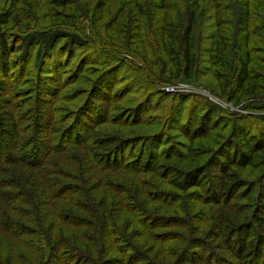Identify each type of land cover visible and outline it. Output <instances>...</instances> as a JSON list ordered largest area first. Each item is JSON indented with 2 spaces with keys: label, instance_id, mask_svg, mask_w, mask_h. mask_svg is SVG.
<instances>
[{
  "label": "trees",
  "instance_id": "obj_1",
  "mask_svg": "<svg viewBox=\"0 0 264 264\" xmlns=\"http://www.w3.org/2000/svg\"><path fill=\"white\" fill-rule=\"evenodd\" d=\"M194 80L261 108L264 0H0V264H264V126L158 90Z\"/></svg>",
  "mask_w": 264,
  "mask_h": 264
},
{
  "label": "rangeland",
  "instance_id": "obj_2",
  "mask_svg": "<svg viewBox=\"0 0 264 264\" xmlns=\"http://www.w3.org/2000/svg\"><path fill=\"white\" fill-rule=\"evenodd\" d=\"M118 7L120 6L119 4L117 5ZM117 9V8H115ZM203 36L199 37L200 40V44L197 45V56L199 58V60L201 61V66H200V70H201V74L198 75L200 82H204L205 84H210V79L211 76L208 74L207 69L209 68L208 65V55H209V47H210V34L208 31H202ZM260 50L261 48L258 47ZM105 52V50H101V52L99 53V55L101 57L104 58L105 55H103V53ZM126 54V53H124ZM122 55V54H121ZM122 57V56H121ZM35 56L32 58L31 62H30V66H32L33 64V60H34ZM66 58V57H65ZM101 61L104 62V59H101ZM93 66H97L98 65H93ZM89 67V66H88ZM35 76V75H34ZM49 76V75H48ZM68 77V75H65V78ZM132 78H135V76L133 75V71L130 67L126 68V72L124 73H119L117 75H113L111 76L105 86H104V91L100 92L98 94V97L100 98V101H97L98 105H104V103H110L111 104H115L116 100H115V93H123L126 94V98H137V107L139 102L146 98L148 94H150L149 92H151V90L148 92V90H146L145 85L142 83V81H139V84L136 85L135 89H133V91L131 93H127L129 90V87H131V80ZM73 79H71L70 77L67 78L66 83H70L72 82ZM203 85V84H202ZM200 83H198L196 80L194 81H190V82H182V83H177L175 85L169 86V87H159V92L164 93V94H181L184 95L186 98H193V97H202L205 98L209 101L214 102L215 104H218L220 106H223L225 108H230L232 111H234V113L238 116V118L242 119L247 127L249 132H251L252 134H258L259 131H261L262 129L259 130V126H264V120L261 119L260 117L264 116V102L259 103V106H261V108H256L253 107V110H242L241 108H231V105L223 103L222 101H220L217 97H215L209 90H207L206 88L208 87L207 85H203L202 86ZM73 86V85H72ZM31 87V86H30ZM30 87H26L24 89H28ZM211 87L215 88V84H211ZM65 88H71L69 87H65ZM175 89L173 92L172 90ZM28 97V93L25 96V98ZM163 96H159L153 99L152 103L150 105H148L147 107H145V109H143V111H147V113L143 114L144 116H149V115H153L160 112L159 109V105L161 104H167L169 102L168 99H163ZM31 97H29V103L32 104ZM192 105V101L188 102L184 107V115L185 117L189 114V108ZM64 106V105H63ZM62 106V107H63ZM45 108H43L44 110ZM65 109H68V107H65ZM138 109V108H137ZM139 110V109H138ZM93 114L89 113L86 118L91 117ZM67 115L62 114L61 117L59 118H66ZM58 118V115L57 117ZM86 123H89V119H85ZM93 124V123H91ZM163 145H161L160 147V151L164 150L166 148V140L163 141Z\"/></svg>",
  "mask_w": 264,
  "mask_h": 264
},
{
  "label": "built area",
  "instance_id": "obj_3",
  "mask_svg": "<svg viewBox=\"0 0 264 264\" xmlns=\"http://www.w3.org/2000/svg\"><path fill=\"white\" fill-rule=\"evenodd\" d=\"M175 89L172 90V92L174 91Z\"/></svg>",
  "mask_w": 264,
  "mask_h": 264
}]
</instances>
